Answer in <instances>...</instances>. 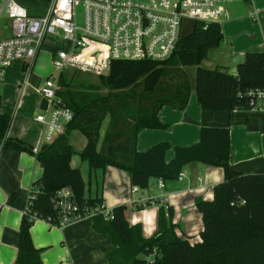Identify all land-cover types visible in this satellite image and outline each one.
Masks as SVG:
<instances>
[{
    "label": "trees",
    "instance_id": "16d2710c",
    "mask_svg": "<svg viewBox=\"0 0 264 264\" xmlns=\"http://www.w3.org/2000/svg\"><path fill=\"white\" fill-rule=\"evenodd\" d=\"M223 42L221 26L210 24L205 30L199 23L180 39L173 56L163 63L111 61L108 76H98L105 95L97 88H69L58 77L64 90L58 95L72 114L64 135L37 153L20 140L7 137L12 117L0 113V157L10 147L35 159L43 168L34 182L22 211L14 264H43L40 250L32 243L29 230L35 220L50 227L56 225L51 198L62 188H69L81 211L102 204L98 198L84 197V183L77 169L70 167L74 154L68 143L72 131L79 132L85 146L79 153L91 171L112 167L129 176L131 187L145 190L151 180L175 181L183 167L198 163L221 168L223 181L213 189V200L195 201L201 215V242L189 244L175 235L170 222L171 209L157 216V233L145 239L141 227L130 226L125 207L111 210L110 220L91 218L95 233L106 235L114 251L106 255L108 264H264V174H241L228 168L229 132L226 128H201L199 141L189 147H174L173 158L165 162L170 150L166 143L152 146L144 153L135 149L142 130H163L157 114L162 107L181 111L187 106L192 90L204 112L249 111V91H264V51L246 53L235 76L221 69H204L201 63L208 53ZM166 66L172 69L166 70ZM195 67L194 87H190L181 69ZM170 71L172 88L167 96L154 102L160 84ZM108 119V127L99 146V131ZM17 195H10L7 206L16 210ZM150 259V263L147 262Z\"/></svg>",
    "mask_w": 264,
    "mask_h": 264
},
{
    "label": "crops",
    "instance_id": "0c3cea01",
    "mask_svg": "<svg viewBox=\"0 0 264 264\" xmlns=\"http://www.w3.org/2000/svg\"><path fill=\"white\" fill-rule=\"evenodd\" d=\"M52 1L17 0L28 16L33 18L43 17ZM242 5L244 13L231 18L227 15L220 25L223 47L220 45L209 52L221 51L218 59L206 69L218 68L235 76L236 68L243 62L246 53L264 51V0H251ZM254 11L259 12L257 17L252 16ZM1 24L2 36L7 32L10 35L9 22L5 19ZM6 76L7 72L4 82L0 84V91L8 87ZM42 81L36 84L35 93ZM20 92L22 94L23 90ZM35 110H40V97ZM19 112L20 102L12 111L1 104V113L12 117L7 137L39 148L42 127L33 121L36 115L24 122ZM157 118L165 129L139 132L135 145L138 153H144L156 144L166 143L170 150L165 154V162H170L173 158L172 149L196 144L201 128H226L229 132L228 168L241 174H264V113L251 110L204 112L200 109L195 94L191 92L185 109L176 111L165 106L159 110ZM107 127L108 119L100 127L98 149ZM68 143L74 152L69 164L80 173L85 198H98L110 210L124 206L126 221L130 226H140L145 239L157 233L159 211L166 216L168 209H171L170 222L175 235L186 239L191 245L201 242L199 235L203 224L201 215L195 208V201L213 200L214 187L223 181L224 173L221 168L189 164L181 170V180L163 182V189L157 187V180H151L147 189L137 188L138 191L132 193V189L136 187H131L126 172L112 167L91 171L87 162L81 160L79 153L86 142L79 132L72 131ZM42 173V166L33 157L15 148L6 149L0 157V264L15 263L22 211L32 185L40 179ZM12 194L17 195L19 210L7 206ZM29 234L33 247L40 250L43 264H108L106 255L115 249L106 235L93 231L90 218L61 228L50 227L44 221L35 220Z\"/></svg>",
    "mask_w": 264,
    "mask_h": 264
},
{
    "label": "built area",
    "instance_id": "2783aa9c",
    "mask_svg": "<svg viewBox=\"0 0 264 264\" xmlns=\"http://www.w3.org/2000/svg\"><path fill=\"white\" fill-rule=\"evenodd\" d=\"M250 1L53 0L43 17L33 18L15 0H0V22L4 15L10 25V35L0 38V84L14 62H21L23 69L32 73L43 42L53 41L48 55L59 73L44 79L37 88L40 110L33 118L42 127L40 147L49 146L65 134L73 117L58 95L61 72L74 70L101 76L109 70L111 61L166 62L175 53L186 24L199 23L204 30L210 24L220 25L228 15L227 5ZM258 14L254 11L252 16ZM247 96L249 110L264 113V91H249ZM182 177L180 173L178 180ZM157 187L163 189V181L158 179ZM137 191L133 188L131 192ZM51 206L57 228L95 216L105 221L111 218V210L103 204L81 211L69 188L54 193ZM147 262H151L149 258Z\"/></svg>",
    "mask_w": 264,
    "mask_h": 264
},
{
    "label": "rangeland",
    "instance_id": "374dc122",
    "mask_svg": "<svg viewBox=\"0 0 264 264\" xmlns=\"http://www.w3.org/2000/svg\"><path fill=\"white\" fill-rule=\"evenodd\" d=\"M15 1L17 2V0ZM242 4L244 3H232L227 5L226 10L228 17L230 16L231 18L237 14L241 15L242 13H244L245 8ZM221 20L222 22L220 23V25L224 22L225 19L222 18ZM1 21L2 23L5 21L4 15L2 16ZM2 27L3 25L0 22V37L8 35L7 32L5 33V35L2 36ZM192 30L193 24H186L182 29V37L190 34ZM52 44V40H46L43 42L41 47V53L35 61L33 73H29L28 70L21 69V62H14L12 67L8 68L6 71V84L8 85V87H6L4 91H0L2 99L1 104L5 108L8 107L9 111H12L16 107L17 103L20 102L21 112L19 113L23 118L24 122H28L29 120H31V117L39 114V112H36L35 110V106L37 105L39 98V96L35 93L36 84H38V82H40L41 80L47 79L49 77L55 78L59 73L52 66L48 55L53 50ZM221 46L223 47V45ZM61 47L65 48L66 45L62 43ZM220 52L221 51L217 50L209 53L207 59L201 63L200 67L204 69L209 67L211 65L210 63H213V61H216L218 59ZM165 69L170 70L172 69V67L166 66ZM195 69V67L181 69L182 73L185 75L192 89L194 86ZM171 72L173 71H170V73L163 78L162 83L159 87V91L155 94L154 99L151 102V106L159 98L167 96L165 92H169V90L172 88V82L175 79H173V77L171 76ZM60 75L64 83L67 84V86L71 89L80 87L82 89L87 90L90 87H93L97 88L100 94L102 95H105L108 92L107 89L104 88L102 82L98 79V76H95L93 74L83 73L74 70H64L60 73ZM59 87L60 92H62L64 90V87L61 85V83H59ZM21 90H23L22 94L20 92ZM192 93H194L193 90Z\"/></svg>",
    "mask_w": 264,
    "mask_h": 264
},
{
    "label": "water",
    "instance_id": "95a60500",
    "mask_svg": "<svg viewBox=\"0 0 264 264\" xmlns=\"http://www.w3.org/2000/svg\"><path fill=\"white\" fill-rule=\"evenodd\" d=\"M102 77H107L108 76V71H104L102 74H101Z\"/></svg>",
    "mask_w": 264,
    "mask_h": 264
}]
</instances>
